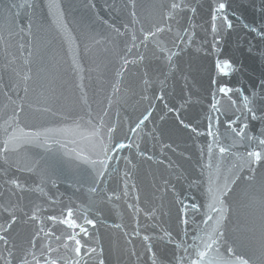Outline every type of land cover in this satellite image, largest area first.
<instances>
[{"label": "snow or ice", "instance_id": "6c2138e0", "mask_svg": "<svg viewBox=\"0 0 264 264\" xmlns=\"http://www.w3.org/2000/svg\"><path fill=\"white\" fill-rule=\"evenodd\" d=\"M85 7L92 10V18L76 27L68 20L62 0H9L0 7V264H107L101 237L88 227L101 224L119 232L125 245H133L123 251L135 257V264H264V78L246 94L239 86L210 77V100L196 122L181 117L188 100L180 107L164 103L166 115L175 114L180 130H188L195 139L208 137L206 151L199 146L198 179H189L165 158L174 179L187 183V189L178 190L169 179L162 181L164 192L174 194L173 228L171 207L166 211L163 204L141 207L134 157L165 164L155 148L159 147L160 156L176 151L163 142L155 124L148 132L145 128L156 102L166 100L168 81L180 70L179 58L194 42V20L202 6L196 0H104L107 18L96 11L94 0H87ZM228 8L227 0L208 5L212 42L207 55L220 52L221 24L225 30L234 27ZM254 11L261 15L260 22H247L235 11L231 15L260 41L259 55L264 59V0ZM204 31L201 47L208 44L207 28ZM166 35L170 41L164 39ZM253 50L250 43L249 52ZM95 52L106 55L102 63H97ZM152 64L158 67L150 72ZM214 67L223 77L237 70L227 58L216 59ZM93 72L96 94L104 91L105 83L110 89L97 102L98 110L88 91ZM129 76L139 81L138 90L126 82ZM33 93L39 99L34 101ZM136 96L137 103L147 102L146 106L135 119L125 115L121 120V105ZM35 114L62 123L37 126L32 123ZM204 121L206 131L200 130ZM256 121L260 127L253 132L251 122ZM122 124L126 129L118 138ZM145 136L152 141V154L142 148ZM69 138L79 147L69 150ZM39 148L50 153L47 160L35 154ZM61 149L69 163L79 162L77 170L87 166V204L64 205L47 190L49 185L56 187V153ZM25 173L39 182L22 181ZM114 177L118 183L113 189L109 185ZM242 181L247 189L244 202L238 204L232 196ZM193 189L198 196L189 195ZM25 192L35 199L25 202ZM121 200L136 218L131 232L122 223L109 225L102 211L103 205H109L120 217L115 202ZM57 203L59 215L44 214L55 211L46 205ZM241 210L243 222L230 227ZM141 213L154 222L141 225ZM57 224L65 226L59 235ZM133 236L142 241V251L136 250ZM111 251H116L115 246Z\"/></svg>", "mask_w": 264, "mask_h": 264}, {"label": "water", "instance_id": "95a60500", "mask_svg": "<svg viewBox=\"0 0 264 264\" xmlns=\"http://www.w3.org/2000/svg\"><path fill=\"white\" fill-rule=\"evenodd\" d=\"M19 2V0H16ZM97 4L96 11H100L101 14L106 16L105 10L103 9L104 0H94ZM111 2V0H109ZM196 2L202 7L198 10L194 23L197 25L195 28L194 42L189 46L185 53L179 58V71L171 77L168 81L166 100L156 102V110L151 117V122H149L145 128V132L150 131L155 124L164 135L163 142L171 143L176 151L168 150L164 156H160L159 147L155 148V154L160 159L170 158L174 162V165L179 166L189 179L199 178V146H203L206 151L208 137L204 136L199 139L194 138V134H191L188 130H180L178 122L175 120V114H167V110L164 108V103L167 102L169 106L175 105L180 107V104L184 100H188L189 103L181 109V117L185 119L186 122H196L203 118L204 111L210 100L209 92V79L210 77H216L221 83H229L231 86H239L245 90L246 94H250V90L254 87L258 81L264 78V59L259 55L261 49V44L259 40L253 38V35L248 33L247 30L243 29L240 22L236 17L232 16L231 13L235 11L237 15L244 18L247 22H260L261 15L254 11V6H259L260 0H227L229 4L228 13L229 19L233 22V29L225 30L221 24V40L219 42L220 52L218 54L213 53L207 55L206 52H211V25H210V15H208V5L213 2V0H196ZM9 0H0V7H4ZM64 5V10L67 14L68 20L72 22L73 27L78 24L83 26L89 23L92 18V10L86 8L87 0H62ZM107 18V16H106ZM221 22L218 21V24ZM209 33L206 37L208 44L201 47V42L205 39V31ZM164 39L171 40L170 36H165ZM254 45L253 52H249V44ZM200 48V51L197 49ZM97 63H102L106 55L102 52L94 53ZM229 59L234 67L237 69L229 77L221 76L214 67L216 59ZM88 67V64L85 65ZM94 66V65H93ZM158 67L157 64H152L149 66V71L151 72L153 68ZM135 71V69L133 70ZM88 73H85L87 77ZM92 81L90 87L88 88L89 96L92 99L93 108L98 110L97 102L103 98L104 95L110 91L108 84H104V91L99 95L97 92L96 83V73H92ZM105 81L110 80V74L105 72ZM126 82L130 84L131 87L139 88V81L132 78L131 76L126 78ZM86 84L89 81L85 80ZM236 98V97H234ZM32 99L35 101L39 99L36 93L32 94ZM222 99V98H221ZM139 97H133L128 100L126 105H121V120L125 115L132 119H135L139 112L143 110L147 102L137 103ZM70 104V102H68ZM116 108H113V119L115 118L114 113ZM165 116V120L161 121L160 117ZM32 123L37 126H59L62 121L59 118H41L39 114H35V118ZM207 122L201 125L200 130L206 131ZM225 125L223 121L220 125V130L223 132L225 130ZM260 127L258 121L251 122V131L256 132ZM126 125L122 124L120 129H118L116 136L118 138L124 135ZM71 139L67 142V148L70 150L74 147H79L78 144L71 143ZM59 148V146H56ZM143 150H147L149 154H152V141L145 136L142 145ZM35 154L38 157H42L45 160L48 159L50 153L46 152L45 149L39 148L35 149ZM243 151V149H241ZM63 149L56 153V158L58 160V165L54 169V175L56 178V187L52 188L51 185L48 186L50 194L57 201H62L64 205H68L71 201L73 206L78 204H87V166L81 165L80 170L76 169V165L79 163L72 160L71 163L68 162L69 158L63 157ZM124 155L128 154V151L123 152ZM191 155V159L187 157ZM134 162H137L138 172L136 176V182L139 187L140 203L143 208H151L152 206L164 205V210L166 211L168 207L172 208L173 219L170 222L171 227L175 228V205L172 204L174 199V194L171 191L167 193L164 192L163 183L164 179H169L171 183L176 184L177 189H187V183L183 180L177 182L174 179V171L167 168L168 160L165 159V164H157L151 161L139 160L134 157ZM115 163V162H113ZM121 169L124 168V162H120ZM247 175V173H245ZM22 181L32 184L33 181L39 182L37 177L29 173L22 174ZM117 179L114 177L111 181L109 187L116 188ZM71 185V186H70ZM77 188L80 190L77 191ZM247 189V185L242 181L234 191L232 200L239 203L244 202V193ZM120 190L122 192L123 185L120 182ZM199 195L195 189L189 193V195ZM25 202L35 199V197L25 192L24 194ZM134 202V201H131ZM202 202V201H198ZM118 205L119 212L121 216L116 215V211L111 209L109 205H103L102 211L108 220V224L122 223L125 226V230L131 232L135 227L136 218L133 216L131 211L127 208V205L123 200L115 202ZM61 204L57 203L55 205H46V208H54L55 211L46 210L45 215H59ZM92 218V217H90ZM244 210H241L239 218L234 217L230 227L243 222ZM165 219V226H169L167 223V217ZM141 225L145 223H153L154 221H146L143 213L139 217ZM92 233H98L102 239V244L105 249V257L107 259V264H135V257H129L123 250L125 247L131 249L133 245H125L123 236L111 229L106 225H98L96 228L88 226ZM56 234H61L65 231V226L57 224L55 226ZM145 234L142 232V235ZM150 234V233H149ZM194 234V233H193ZM134 246L136 250L142 251V241L140 239L132 237ZM189 242L191 239L189 238ZM115 246L116 251H111V248Z\"/></svg>", "mask_w": 264, "mask_h": 264}]
</instances>
